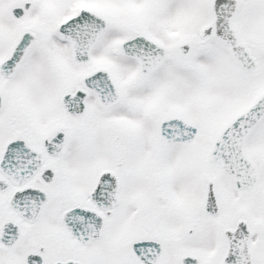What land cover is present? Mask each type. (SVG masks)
Instances as JSON below:
<instances>
[{"label": "snow or ice", "instance_id": "6c2138e0", "mask_svg": "<svg viewBox=\"0 0 264 264\" xmlns=\"http://www.w3.org/2000/svg\"><path fill=\"white\" fill-rule=\"evenodd\" d=\"M0 264H264V0H0Z\"/></svg>", "mask_w": 264, "mask_h": 264}]
</instances>
